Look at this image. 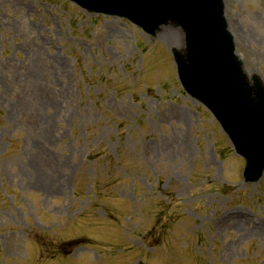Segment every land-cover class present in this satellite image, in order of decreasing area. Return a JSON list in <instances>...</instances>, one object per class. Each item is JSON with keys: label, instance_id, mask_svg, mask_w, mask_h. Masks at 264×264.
<instances>
[{"label": "rangeland", "instance_id": "obj_1", "mask_svg": "<svg viewBox=\"0 0 264 264\" xmlns=\"http://www.w3.org/2000/svg\"><path fill=\"white\" fill-rule=\"evenodd\" d=\"M225 3L264 82V0ZM184 45L174 26L151 37L64 0H0V264H264V177L244 183L183 90Z\"/></svg>", "mask_w": 264, "mask_h": 264}, {"label": "water", "instance_id": "obj_2", "mask_svg": "<svg viewBox=\"0 0 264 264\" xmlns=\"http://www.w3.org/2000/svg\"><path fill=\"white\" fill-rule=\"evenodd\" d=\"M91 13L127 18L146 33L183 29L186 49L173 50L185 91L204 104L246 160V182L264 174V84L236 54L224 0H71Z\"/></svg>", "mask_w": 264, "mask_h": 264}]
</instances>
